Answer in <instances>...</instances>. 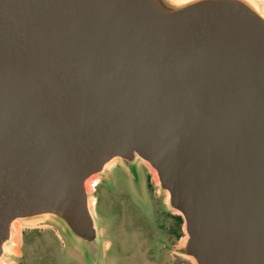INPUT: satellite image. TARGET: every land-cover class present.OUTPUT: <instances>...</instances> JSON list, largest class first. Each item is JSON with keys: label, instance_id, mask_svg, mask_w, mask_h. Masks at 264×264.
Returning a JSON list of instances; mask_svg holds the SVG:
<instances>
[{"label": "water", "instance_id": "1", "mask_svg": "<svg viewBox=\"0 0 264 264\" xmlns=\"http://www.w3.org/2000/svg\"><path fill=\"white\" fill-rule=\"evenodd\" d=\"M169 2L0 0V256L51 214L100 259L86 180L140 157L196 264H264V19Z\"/></svg>", "mask_w": 264, "mask_h": 264}, {"label": "rangeland", "instance_id": "2", "mask_svg": "<svg viewBox=\"0 0 264 264\" xmlns=\"http://www.w3.org/2000/svg\"><path fill=\"white\" fill-rule=\"evenodd\" d=\"M194 1L196 0H170L169 6L181 7ZM255 2L262 9L264 0ZM119 163V158H113L105 165L103 173L90 176L85 183L86 191L91 193L89 180L113 171L117 181L116 187L109 190L104 180L95 187L90 196L97 197L98 203L94 205L96 215L99 214L107 220L108 233L111 238L117 237V246L110 248V238L99 228L101 256L100 259L90 258L81 245L74 243L60 219L51 214H42L13 220L19 222L20 239L15 246L12 241L4 243L0 264H171L175 255L185 257L184 264H196L194 259L185 253L187 234L183 222L181 246L178 249L171 246L177 253L170 249L164 254L159 251L154 237L158 233L153 227L152 211L155 208H163L164 200L167 208L175 215L181 214L169 205L168 193L161 188L158 180H155L150 165L140 157L136 158L135 166L141 170L146 168V181L142 172L140 181L134 185L130 178L123 177L122 168H114L119 166ZM99 222L97 220V223Z\"/></svg>", "mask_w": 264, "mask_h": 264}, {"label": "flooded vegetation", "instance_id": "3", "mask_svg": "<svg viewBox=\"0 0 264 264\" xmlns=\"http://www.w3.org/2000/svg\"><path fill=\"white\" fill-rule=\"evenodd\" d=\"M119 166H115L114 168H122L123 170V177L125 179L130 178L129 180H131V183H133L134 185L137 184L140 181V174L143 172L144 175L146 174V168H142L139 169V167L137 168V166L132 165V164H127L126 162H124L123 160L120 159ZM115 170V169H114ZM114 175H113V171L112 172H108L106 174H104L103 176H100L98 178V182L95 185L99 186L104 180L108 186V189H114L117 184V181H115L114 179ZM145 177V181H146V175ZM147 183V182H146ZM89 184H91V182H89ZM157 183L155 182V185ZM148 185V184H147ZM95 187L94 190L92 191V193L95 191ZM96 202L98 203V199L97 197L95 198V204ZM163 203L165 206L160 207V208H155L152 212L153 215V227L155 230H157V235L154 236L155 240H156V244L159 245V251L160 252H166L169 249H171V246L174 247V249H178L180 248V239H181V228H182V223L179 220V215H175V213L173 211H171L169 208H167L165 201L163 200ZM94 212V217L96 218V220H99L100 222L98 223V227L102 228V232H106L107 237L110 238L109 240V247L111 248L113 245L117 246L118 244V239L117 237L113 236V238L110 237V234L108 233V222L107 220L100 216L99 214L96 215L95 212V207L93 209ZM146 236L147 233H146ZM153 237V238H154ZM148 240V238H146ZM172 252H176L173 251ZM144 253V252H143ZM177 253V252H176ZM179 253V252H178ZM179 255H183L181 253H179ZM184 256H186L184 254ZM186 261L185 257H178L177 255L173 256V259L171 261V264H184Z\"/></svg>", "mask_w": 264, "mask_h": 264}, {"label": "bare ground", "instance_id": "4", "mask_svg": "<svg viewBox=\"0 0 264 264\" xmlns=\"http://www.w3.org/2000/svg\"><path fill=\"white\" fill-rule=\"evenodd\" d=\"M257 11L258 13L260 14V16L264 19V4H263V7L262 9L260 8L259 5H257V3L255 2V0H247ZM154 172V170H153ZM154 178L155 180H157L156 178V174L154 172ZM91 182L90 186H92L89 190H90V194H92V191L94 190V187L95 185L97 184L98 182V178H92L91 180H89ZM89 203H90V208L94 209V205H95V197L94 196H90L89 197ZM18 221L15 220L12 222V225H11V229H10V241H12V245H17V242H19V239H20V228L18 227Z\"/></svg>", "mask_w": 264, "mask_h": 264}, {"label": "trees", "instance_id": "5", "mask_svg": "<svg viewBox=\"0 0 264 264\" xmlns=\"http://www.w3.org/2000/svg\"><path fill=\"white\" fill-rule=\"evenodd\" d=\"M179 220L181 221V223L183 222V220H182L181 216H179Z\"/></svg>", "mask_w": 264, "mask_h": 264}]
</instances>
